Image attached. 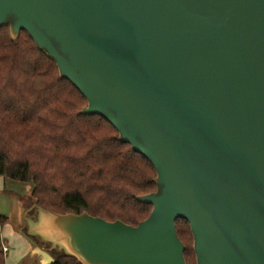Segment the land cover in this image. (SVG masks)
Here are the masks:
<instances>
[{"label":"water","instance_id":"95a60500","mask_svg":"<svg viewBox=\"0 0 264 264\" xmlns=\"http://www.w3.org/2000/svg\"><path fill=\"white\" fill-rule=\"evenodd\" d=\"M7 25L157 172L138 224L32 201L30 236L82 264H187L184 218L197 264H264V0H0Z\"/></svg>","mask_w":264,"mask_h":264},{"label":"trees","instance_id":"16d2710c","mask_svg":"<svg viewBox=\"0 0 264 264\" xmlns=\"http://www.w3.org/2000/svg\"><path fill=\"white\" fill-rule=\"evenodd\" d=\"M87 104L27 31L14 40L8 25L0 27V176L32 183V201L43 208L136 225L153 209L137 196L156 189L157 172L105 118L79 114ZM8 219L0 214V264ZM176 225L187 264H197L190 223L178 218ZM31 237L50 264H82Z\"/></svg>","mask_w":264,"mask_h":264},{"label":"rangeland","instance_id":"374dc122","mask_svg":"<svg viewBox=\"0 0 264 264\" xmlns=\"http://www.w3.org/2000/svg\"><path fill=\"white\" fill-rule=\"evenodd\" d=\"M31 186L30 182L0 176V214L9 218L2 227V236L7 239L8 246L6 264H50L53 260L51 254H45L39 242L28 234L25 224L23 209L31 207L32 191H28ZM35 214L36 208L27 212L28 217Z\"/></svg>","mask_w":264,"mask_h":264},{"label":"crops","instance_id":"0c3cea01","mask_svg":"<svg viewBox=\"0 0 264 264\" xmlns=\"http://www.w3.org/2000/svg\"><path fill=\"white\" fill-rule=\"evenodd\" d=\"M32 187H33V186L29 187V188H28V191L31 192V191H32ZM29 209H30V208H24V209H23V214H25V212H26L27 210H29ZM2 238H3L5 241H7V239H6L5 237L2 236Z\"/></svg>","mask_w":264,"mask_h":264},{"label":"built area","instance_id":"2783aa9c","mask_svg":"<svg viewBox=\"0 0 264 264\" xmlns=\"http://www.w3.org/2000/svg\"><path fill=\"white\" fill-rule=\"evenodd\" d=\"M3 250H4L5 252H8V246H7L5 243H3Z\"/></svg>","mask_w":264,"mask_h":264}]
</instances>
